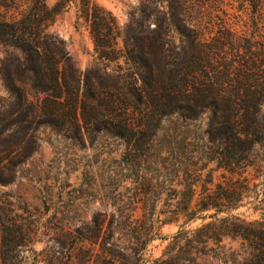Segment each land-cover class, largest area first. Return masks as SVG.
<instances>
[{
    "label": "rangeland",
    "instance_id": "1",
    "mask_svg": "<svg viewBox=\"0 0 264 264\" xmlns=\"http://www.w3.org/2000/svg\"><path fill=\"white\" fill-rule=\"evenodd\" d=\"M33 1L0 0V18L20 17ZM36 1L52 6L57 0ZM81 1L72 0L46 31L62 42L82 75L95 81V75L102 76V69L90 28L81 16ZM94 2L111 13L120 29L130 25L135 35L142 33L139 24L144 19L154 27L169 13L179 16L182 23L200 21L203 31H232L248 37L264 31V12L257 18L249 0H189L188 9L181 10L169 9L167 0ZM183 31H169L174 45L185 44ZM122 45L119 38L117 46ZM118 62L125 67L123 58ZM116 64L110 63L108 71ZM16 65L15 57L0 45V118H6L0 119V126L8 120L18 121L8 126L6 133L14 136L0 142V148L9 146L4 161L10 165L8 159L17 157L12 146L23 129L20 150L27 153L16 164L12 181L0 185L2 215L13 214L8 209V201H12L16 219L18 214L27 217L30 234L24 245L11 252L19 261L15 264H242L250 251L242 236L217 240L213 235L208 247L216 253L197 252L204 241L197 238V229L215 219L202 217L212 210L196 211L195 202H190L189 183L198 172L200 193L213 188L220 175L215 171L210 178L213 164L196 158L206 126L204 115L193 121L176 115L163 118L155 136L143 139L142 147L131 156L124 140L91 127L83 128L80 135L65 121L42 123L43 94L34 91L27 80L22 84L16 81L20 79ZM7 71L26 92V116L17 111L7 116L16 102L3 86ZM133 157L142 160L138 164L132 162ZM246 175L249 189L233 214L257 221L250 236L255 241L264 229V158L260 168H252Z\"/></svg>",
    "mask_w": 264,
    "mask_h": 264
},
{
    "label": "trees",
    "instance_id": "2",
    "mask_svg": "<svg viewBox=\"0 0 264 264\" xmlns=\"http://www.w3.org/2000/svg\"><path fill=\"white\" fill-rule=\"evenodd\" d=\"M71 1L57 0L48 6L35 0L20 17L0 18V45L15 57V74H25L18 73L20 79L16 81L22 84L27 80L34 91L43 94L41 122L58 125L65 121L80 135L83 128L91 127L124 140L127 154L132 156L142 147L143 139L155 136L163 118L176 115L193 121L204 115L206 126L202 141L198 140L196 158L213 164L210 178L215 171L220 175L213 188L200 193L198 172L189 183V198L195 202L196 211L212 210L202 217L215 219L197 229V238L204 239L197 252L214 254L215 250L208 247L209 240L242 236L250 249L242 264H264V229L253 241L250 236L257 221H245L233 214L249 189L246 173L260 168L264 158V31H255L250 37L232 31H203L205 26L201 27L200 21L182 23L179 16L169 13L154 27L144 19L139 24L142 33L135 35L130 25L120 29L111 13L94 0H82L81 16L90 28L102 69V76L95 75L94 81L82 75L62 42L46 31ZM167 1L169 9L181 10L189 3ZM249 2L260 18L264 0ZM181 28L185 44L176 46L170 41L169 31ZM119 38L122 48L117 46ZM120 58L125 67L118 62ZM112 62L116 67L108 71ZM6 74L3 86L16 99L7 116L16 111L26 116V92L9 78L8 71ZM6 122L0 126V142L14 136L6 131L18 123ZM20 134L12 146L17 157L8 159L10 165L4 161L9 146L0 148V185L12 181L16 164L27 156L20 150L25 131L21 129ZM141 160L132 158L138 164ZM8 205L13 214L3 216L0 202L1 264L19 262L11 252L24 245L30 234L27 217L18 214L16 219L13 202L8 201ZM220 213L224 215L218 218Z\"/></svg>",
    "mask_w": 264,
    "mask_h": 264
}]
</instances>
